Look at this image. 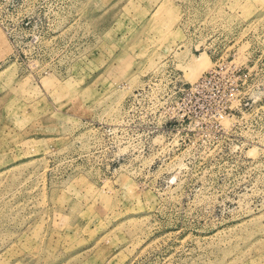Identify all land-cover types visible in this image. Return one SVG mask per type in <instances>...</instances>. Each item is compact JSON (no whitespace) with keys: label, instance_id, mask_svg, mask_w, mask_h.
Listing matches in <instances>:
<instances>
[{"label":"rangeland","instance_id":"rangeland-1","mask_svg":"<svg viewBox=\"0 0 264 264\" xmlns=\"http://www.w3.org/2000/svg\"><path fill=\"white\" fill-rule=\"evenodd\" d=\"M0 264H264V0H0Z\"/></svg>","mask_w":264,"mask_h":264},{"label":"built area","instance_id":"built-area-1","mask_svg":"<svg viewBox=\"0 0 264 264\" xmlns=\"http://www.w3.org/2000/svg\"><path fill=\"white\" fill-rule=\"evenodd\" d=\"M218 74V71L216 70V67L210 69L205 73L203 76H200L196 81L190 84L188 89L186 90L189 97H201V95L205 92L206 89L209 87H212L216 75Z\"/></svg>","mask_w":264,"mask_h":264},{"label":"bare ground","instance_id":"bare-ground-1","mask_svg":"<svg viewBox=\"0 0 264 264\" xmlns=\"http://www.w3.org/2000/svg\"><path fill=\"white\" fill-rule=\"evenodd\" d=\"M208 63H209L208 58L202 59L200 57V59L198 58L197 60H195V61L190 63V65H189L190 71L191 72H196V71L199 72L202 69H204L207 66Z\"/></svg>","mask_w":264,"mask_h":264}]
</instances>
